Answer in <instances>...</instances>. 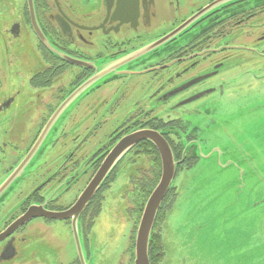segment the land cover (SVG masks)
Segmentation results:
<instances>
[{
	"label": "flooded vegetation",
	"instance_id": "af4514ba",
	"mask_svg": "<svg viewBox=\"0 0 264 264\" xmlns=\"http://www.w3.org/2000/svg\"><path fill=\"white\" fill-rule=\"evenodd\" d=\"M245 55L264 70V0H0V264H101L126 224L117 264H134L162 175L157 146L138 142L82 205L86 188L137 132L165 140L174 181L202 159H222L210 144L239 126L230 119L248 103L239 91L252 79ZM95 76L102 80L63 110ZM263 78L255 76L254 106ZM220 118L228 124L212 130ZM121 174L128 219L118 230L104 206ZM180 191L171 184L153 234L162 236Z\"/></svg>",
	"mask_w": 264,
	"mask_h": 264
},
{
	"label": "rangeland",
	"instance_id": "374dc122",
	"mask_svg": "<svg viewBox=\"0 0 264 264\" xmlns=\"http://www.w3.org/2000/svg\"><path fill=\"white\" fill-rule=\"evenodd\" d=\"M241 61L252 77L249 83L239 84L248 103L230 119L239 125L230 128V139L210 144L211 148L217 146L218 157L221 154L225 158L202 159L193 173L173 182L181 191L177 207H172L160 225L165 253L162 264H176L183 257L186 264H264V203L259 204L264 200V99L253 105L255 76H264V70L259 71L256 59L247 55ZM6 88L3 85V90ZM227 124L220 118L212 130L220 131ZM221 167L232 170L223 171ZM126 183L127 178L121 174L104 206L107 215L116 214L118 230L128 219V204L122 199ZM105 224L107 217L102 219ZM128 231L126 224L117 233L116 254L111 257L113 247H108L101 264H117Z\"/></svg>",
	"mask_w": 264,
	"mask_h": 264
},
{
	"label": "water",
	"instance_id": "95a60500",
	"mask_svg": "<svg viewBox=\"0 0 264 264\" xmlns=\"http://www.w3.org/2000/svg\"><path fill=\"white\" fill-rule=\"evenodd\" d=\"M102 76H95L96 78L94 77L93 80L91 79L90 81L82 85L66 100L65 104L63 105V110H66L69 105L73 103L78 97L82 96L88 90H90L95 83L102 80ZM142 140H150L157 146L162 156V175L159 184L150 195L141 216L136 237L134 264H150V240L152 237L155 222L161 209L162 202L165 199L168 190L176 176L175 159H173L171 150L165 140L159 134L151 131L137 132L123 138L118 144L113 147L108 159L104 160L98 173L86 188L83 194V199L81 200L82 205L83 202L87 204L92 195L101 187L112 170L122 160L121 158ZM23 169L24 167L21 166L16 171L15 176H19L20 172H22Z\"/></svg>",
	"mask_w": 264,
	"mask_h": 264
},
{
	"label": "trees",
	"instance_id": "16d2710c",
	"mask_svg": "<svg viewBox=\"0 0 264 264\" xmlns=\"http://www.w3.org/2000/svg\"><path fill=\"white\" fill-rule=\"evenodd\" d=\"M159 221H161V216L159 218ZM163 256H164V251H163L162 236L152 234L150 240V249H149L150 263L157 264Z\"/></svg>",
	"mask_w": 264,
	"mask_h": 264
}]
</instances>
